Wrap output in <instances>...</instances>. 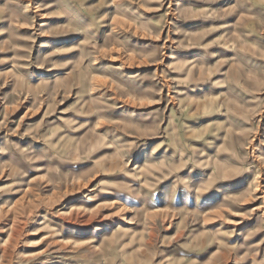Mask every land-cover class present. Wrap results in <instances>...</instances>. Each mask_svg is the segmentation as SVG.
Returning a JSON list of instances; mask_svg holds the SVG:
<instances>
[{
	"label": "rangeland",
	"instance_id": "1",
	"mask_svg": "<svg viewBox=\"0 0 264 264\" xmlns=\"http://www.w3.org/2000/svg\"><path fill=\"white\" fill-rule=\"evenodd\" d=\"M0 264H264V0H0Z\"/></svg>",
	"mask_w": 264,
	"mask_h": 264
}]
</instances>
